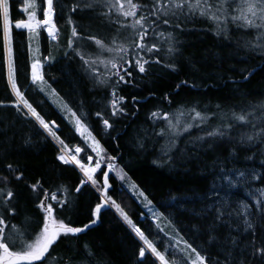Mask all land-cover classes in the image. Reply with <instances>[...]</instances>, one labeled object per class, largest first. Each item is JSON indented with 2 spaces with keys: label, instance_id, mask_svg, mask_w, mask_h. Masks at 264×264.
Masks as SVG:
<instances>
[{
  "label": "trees",
  "instance_id": "obj_1",
  "mask_svg": "<svg viewBox=\"0 0 264 264\" xmlns=\"http://www.w3.org/2000/svg\"><path fill=\"white\" fill-rule=\"evenodd\" d=\"M77 2L80 0H60L65 7L63 15L58 13L55 17L60 29L58 41L48 40L42 30L34 39L35 46L39 49L38 59L44 64L42 72L45 81L55 89L72 111L82 118L107 154L116 157L114 162L117 167L124 170L130 182H135L145 191L157 212L174 223L179 231L176 238L182 236L201 250L202 254L204 250L214 253L216 249L209 246L207 235L197 231L198 228L203 229L211 219L210 216L205 219L200 215L215 199H206L205 194L212 196L214 180L221 184L222 188H226L225 182L217 179L221 166L225 172L231 169H255L264 172V165L261 164V160H264L261 146L242 148L236 139L220 147L209 148L208 144L200 143L193 146L194 138L203 134L199 129L193 128L190 133H184L177 139L174 150L170 153L172 159L168 160L162 155L161 146H168L169 136L157 135L166 122L153 123L149 117L151 112L159 110L174 113L181 105L185 108L196 106L198 109L211 111H219L216 105H220L225 111L232 108L237 111L241 108L250 110L252 105L264 99V54L258 49L248 51L239 46L241 37L247 35L243 30L232 29L230 38L226 39L209 31V26L204 20L190 21L183 26L186 30L175 32L178 41L175 46L179 51L171 60L175 62L176 71L165 67L169 58L163 57L159 65L151 67L148 75L134 72L132 78H126L131 79V82L122 83L118 89L119 95L124 97L121 106L125 108L127 115L112 116L109 106L110 89L94 87L93 81L82 71L79 57L73 56L67 48V40L71 35V25L67 23V18L71 14L80 26L78 32L83 36L111 37L116 34V26H110L105 18L99 15L102 10L100 7H84L83 10L78 8L76 12L70 13L71 6ZM23 4L24 0H10L18 85L46 120L56 121L59 127L54 130L69 148L80 146L94 157L64 115L31 83L32 55L28 50L31 41L26 30L14 28L16 21L27 19L22 9ZM38 17L42 19L39 12ZM85 44L89 50L96 48L90 40ZM65 51L69 52V56H64ZM50 52L55 56V60L45 63L44 58ZM252 69L257 71L245 80L244 76ZM181 81L188 83L180 84ZM166 94L172 101L171 104L164 99ZM0 101L3 102V106H0V176L9 178V186L16 193L13 205L16 215L11 219V224L23 226L26 216L42 221L43 213L36 207L38 199L29 187L38 181L50 191H56L61 185L69 189L72 204L67 211H59L60 218H70L74 226L82 227L89 223L90 211L99 202V194L90 185H85L80 193H76L74 189L79 186L83 177L74 165H65L57 159L60 154L59 143L50 137L46 138L47 134L43 133L34 119H26L12 107L15 97L7 84L2 18ZM98 111L113 125L111 129L105 130L102 119L96 115ZM240 130L241 128H238L233 135L238 137ZM140 141L145 145L143 149L139 147ZM232 149H235V156L230 155ZM253 153L255 155L252 160L246 159ZM80 157L84 158L85 153L81 152ZM83 162H87L86 158ZM9 163L23 172L21 181L13 179V174L7 171L6 166ZM97 178L101 179L99 175ZM110 180L114 184V178L111 177ZM3 186L0 183V187ZM257 187H264V183L257 180L251 182V188L241 185L227 189L226 198L251 203L253 198L247 195V192L254 191ZM109 194L121 204L149 239L155 240L157 246L163 250L161 242L168 241V236L158 231L156 225L159 223L152 221V217L144 211L133 194L125 187L118 190L116 185L109 189ZM58 195L62 196L63 193ZM221 197H225L223 190ZM236 206L234 203L233 207ZM160 221V228L168 232L169 236H176V232L169 226V220ZM128 227L115 208L106 207L102 210L98 223L79 234L78 238L69 240L61 237L50 249L47 264H57L61 257L64 258L63 264H138V248L142 244ZM32 231H38V228L33 225ZM225 232L226 229H220L222 235ZM260 237H264V232H258V242ZM85 244L89 246L91 256L85 255ZM144 264H154V258L148 253ZM252 264L256 262L252 261Z\"/></svg>",
  "mask_w": 264,
  "mask_h": 264
},
{
  "label": "snow or ice",
  "instance_id": "obj_2",
  "mask_svg": "<svg viewBox=\"0 0 264 264\" xmlns=\"http://www.w3.org/2000/svg\"><path fill=\"white\" fill-rule=\"evenodd\" d=\"M57 5L59 7H57ZM65 5L60 0H24L23 11L27 13V19H21L14 23L16 30H26L28 39L31 41L40 35L39 30L47 32L48 37L58 41L60 29L54 17L63 15ZM100 7L99 15L104 17L110 26L115 27V35L107 38H97L94 35L83 36L78 32L77 23L71 14L68 15L67 23L71 25V35L67 40V48L72 55L79 57L82 62V71L94 84V87L110 89L111 99L109 106L112 116H124L127 112L122 107L124 97L118 93L119 86L131 82L133 73L148 75L153 65H159L163 57H168L169 62L165 67L176 71V65L171 57L178 52L176 48V30H186L183 26L190 21L204 20L208 24V30L214 35L228 39L232 29L243 30L247 35L241 37L240 47L248 51L260 50L264 54V0H80L70 8V13L77 9ZM103 9H106L104 11ZM10 0H0V18H2V35L4 41V52L6 53L7 84L10 86L11 94L15 101L12 104L18 112L26 119H34L39 128L46 133L47 137L57 141L60 145V154L57 159L65 165H74L83 174L79 186L75 192L80 193L85 185H90L98 193V201L90 211V223L81 226H74L70 218L63 219L59 211H67L72 204L70 191L66 186H58L56 191H50L38 181L30 184L29 187L38 199L36 207L43 213L42 221L25 217L23 226L11 224V219L16 215V208L13 206L16 193L9 186L10 180L7 176H0V264H47L50 249L56 245L61 237L69 240L78 238L95 225L101 218L102 210L115 208L120 217L130 227L131 231L142 242L138 248V264H144L146 253L154 258V264H264V237L259 238L258 232H264V187H257L254 191H248L247 195L253 198V202H236L228 198L227 189L247 185L251 188L252 181L264 183V172L253 170L231 169L225 172L220 167L218 180L226 184L222 188L216 180L212 184V196L205 194L206 199L215 197L210 205L200 214L210 221L203 226L202 231L208 237L210 247H215L213 253L209 250H198L176 230L174 223L161 213L156 212L153 201L149 199L145 191L140 189L135 182H130V190L141 203L148 209L155 220H169V226L176 232V236H169L160 225L156 228L168 236V241L161 242L162 248L157 242L149 239L145 231L135 223L120 203H117L109 194L112 187L109 183V173L115 172L116 176L124 181L127 174L122 168H117L113 163L115 156L107 154L100 142L93 136L88 126L83 122L75 111L63 104V109L74 118L75 130L84 140L85 145L91 148L96 154L93 165V156L85 151V148L75 146L69 148L63 139L54 130L59 127L55 120H46L37 108L26 98L18 85V64L13 49V22L10 19ZM42 13L43 19L38 17ZM171 29V30H169ZM92 41L96 48L89 50L86 41ZM31 52V44L28 48ZM39 51V49H37ZM64 56H69L65 51ZM55 60V56L49 53L45 57V63ZM44 64L40 59L32 57L31 60V83L33 85L47 83L42 69ZM257 69H252L244 76L247 80ZM181 81L180 84H187ZM194 86V85H193ZM51 88V85H48ZM180 85H177L179 88ZM35 90V89H34ZM40 92H45L43 87ZM55 94V89H52ZM169 104L172 101L166 94L164 97ZM135 102V98H133ZM0 106L3 102L0 101ZM219 111L198 109L196 106L185 108L181 105L175 112L165 110L153 111L150 119L153 123L158 121L166 122L157 135L169 136L168 146H161V153L168 160L172 159L170 153L174 150L177 139L184 133H190L193 128L199 129L203 134L198 135L192 141L208 144L209 148L220 147L224 143H231L236 139L242 148L261 146V153L264 155V99L251 106V109L241 108L239 111L234 108L225 111L220 105H216ZM87 115V114H85ZM96 115L103 121L105 130L111 129L113 125L101 112ZM241 128L238 137L233 133ZM30 140V138H29ZM89 140L91 143H89ZM26 143L29 141H25ZM139 147L144 148L143 141ZM84 152L87 163L80 153ZM235 156V149L230 151ZM253 155L246 159L252 160ZM107 164V171H102V164ZM264 165V160H261ZM7 171L13 174V179L21 181L23 172L17 166L9 163ZM102 176V181L96 177L97 173ZM18 173V174H17ZM225 197H221V191ZM58 193H63L62 196ZM175 199V197L173 198ZM236 203L237 206L233 207ZM143 215V213H141ZM35 225L38 231L33 232ZM226 229L222 235L220 229ZM241 237H244L241 239ZM19 244V246H17ZM182 245V246H181ZM85 255L91 256V250L87 244L84 246ZM177 253L180 255L178 256ZM63 257L57 264H63Z\"/></svg>",
  "mask_w": 264,
  "mask_h": 264
},
{
  "label": "rangeland",
  "instance_id": "obj_3",
  "mask_svg": "<svg viewBox=\"0 0 264 264\" xmlns=\"http://www.w3.org/2000/svg\"><path fill=\"white\" fill-rule=\"evenodd\" d=\"M23 9V8H22ZM25 13V12H24ZM26 16H27V13H25ZM41 14V13H40ZM46 37L48 38V40H51L48 36H47V33L45 30L41 29ZM39 30V31H41ZM31 55L32 57H36V58H39V53L37 51V47L35 46V41L34 39L31 40ZM45 60V58H44ZM5 64H6V53H5ZM6 69H7V66H6ZM37 88L39 89L40 87H43L45 89V92H42L45 97L47 98V100L60 112L64 115L65 119L67 120V122L70 124V126L72 127V129L75 131V133L79 136L80 134L76 132L75 130V124H74V118L70 115L69 112H67L66 110L63 109V104H66V102L57 94V92L55 91V94H53L52 92V88H49L48 87V84L47 83H41V84H37L36 85ZM10 87V86H9ZM14 96V95H13ZM57 129V128H56ZM83 140V139H82ZM84 141V140H83ZM89 143H91V141L89 140ZM89 148V147H88ZM74 149V148H73ZM89 150L92 152L91 148H89ZM94 154V159H93V165H94V162H95V158H96V154L94 152H92ZM87 163V162H86ZM115 163V162H113ZM107 166V164H102V171L105 170V167ZM117 166V165H116ZM77 168V167H76ZM118 168V167H117ZM119 169V168H118ZM77 170L79 171V173L82 175L83 177V174L80 172V170L77 168ZM97 175H99L100 177H102L100 175V173L98 172L96 174V177ZM113 177L114 178V184L113 182L110 180V178ZM110 178H109V183L111 184V186L113 187L114 185H116L117 189L118 190H122L124 187L127 188V190L129 192H131L133 194V192L130 190V181L128 180V178L126 177V179L124 181H121L117 176H116V173L115 172H110ZM98 179V178H97ZM102 179V178H101ZM100 179V180H101ZM102 181V180H101ZM133 196L136 198L137 201H139V203L142 205L144 211L152 217L151 213L148 211V209L146 207H144L143 203H141V200L142 198H138L137 195L133 194ZM154 207V206H153ZM154 210L157 212L156 208H154ZM152 221H155L157 223H159V225L161 224V221L160 220H155L153 217H152ZM166 224H164L165 226ZM130 228V227H129ZM134 235V233H133ZM135 236V235H134ZM142 244V242H141ZM182 246V245H181Z\"/></svg>",
  "mask_w": 264,
  "mask_h": 264
},
{
  "label": "water",
  "instance_id": "obj_4",
  "mask_svg": "<svg viewBox=\"0 0 264 264\" xmlns=\"http://www.w3.org/2000/svg\"><path fill=\"white\" fill-rule=\"evenodd\" d=\"M30 71H31V68H30ZM34 121H35V120H34ZM107 170H108V169H107V166H106L104 171H107ZM109 178H110V173H109ZM105 208H106V207H105ZM89 223H90V222H89ZM97 223H98V222H97ZM97 223H96V224H97ZM96 224H95V225H96ZM92 226H94V225H92ZM92 226H91V227H92ZM128 228H129V227H128ZM129 229H130V228H129ZM130 230H131V229H130ZM131 232H132V231H131ZM132 233H133V232H132ZM136 238L138 239V237H136ZM138 240H139V239H138ZM140 242H141V241H140Z\"/></svg>",
  "mask_w": 264,
  "mask_h": 264
},
{
  "label": "flooded vegetation",
  "instance_id": "obj_5",
  "mask_svg": "<svg viewBox=\"0 0 264 264\" xmlns=\"http://www.w3.org/2000/svg\"><path fill=\"white\" fill-rule=\"evenodd\" d=\"M41 16H42V13H41ZM42 19H43V16H42ZM54 20H55V17H54Z\"/></svg>",
  "mask_w": 264,
  "mask_h": 264
},
{
  "label": "bare ground",
  "instance_id": "obj_6",
  "mask_svg": "<svg viewBox=\"0 0 264 264\" xmlns=\"http://www.w3.org/2000/svg\"><path fill=\"white\" fill-rule=\"evenodd\" d=\"M47 33V32H46ZM47 36H48V34H47ZM102 178V177H101ZM102 180V179H101ZM135 235V234H134ZM136 236V235H135Z\"/></svg>",
  "mask_w": 264,
  "mask_h": 264
}]
</instances>
